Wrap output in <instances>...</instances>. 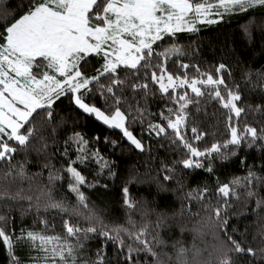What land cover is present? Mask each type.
<instances>
[{
  "label": "snow or ice",
  "instance_id": "snow-or-ice-1",
  "mask_svg": "<svg viewBox=\"0 0 264 264\" xmlns=\"http://www.w3.org/2000/svg\"><path fill=\"white\" fill-rule=\"evenodd\" d=\"M234 15L246 18L242 46L202 67L181 34ZM258 56L264 0H19L0 13L5 264H264ZM132 153L143 165L121 168ZM228 163L242 175L221 180ZM91 189L117 192L116 219ZM172 197L199 205L190 246L163 235L172 225L158 201ZM17 209L33 226L15 227ZM249 214L254 233L233 223Z\"/></svg>",
  "mask_w": 264,
  "mask_h": 264
},
{
  "label": "trees",
  "instance_id": "trees-1",
  "mask_svg": "<svg viewBox=\"0 0 264 264\" xmlns=\"http://www.w3.org/2000/svg\"><path fill=\"white\" fill-rule=\"evenodd\" d=\"M19 0H0V13H3L8 10H13L17 8ZM245 17L241 15H234L231 17H225L224 21L217 25L206 26L203 27L201 32L198 35L190 36V34L183 33L181 34L182 39L180 40L181 44L185 46H190L191 49H199L195 53L196 59L200 62L201 66H207L209 64H214L216 59H218L221 55V50L225 48L226 45H231L233 41H236L237 47H241L240 41V30H241V23L245 21ZM257 23H259V16L256 17ZM249 55L252 54L255 50H247ZM188 59V57H185ZM257 62H264V57H257ZM68 109L65 108L64 112H67ZM90 130H95L100 128L101 126L96 123H90L88 125ZM104 133L116 136V133H109L107 130H104ZM118 138V137H117ZM103 147V145H101ZM20 159V157H17ZM145 157L138 158L135 153H132L128 158L124 161L120 162L121 168L129 167L133 164L139 163L143 165ZM3 164H0V168H3ZM31 167V165H30ZM32 171H36L34 167L31 168ZM140 171H144V168L141 167ZM221 180L230 179L233 175H242L240 171V167L238 163H228L224 167L218 169V173ZM203 180H207V174H203ZM188 183H195L194 180L188 181ZM133 191L135 192L136 189L134 188ZM90 199L95 202L97 205L101 206L102 208L108 210H116L115 213H112L110 218L116 219L117 216L120 214V206L118 203V194L116 191H104L102 189H91L88 192ZM147 195V193H145ZM160 204L161 210L167 213L170 216L169 224L172 225L171 228L166 229L163 233L166 239H183L184 241L188 242L189 246L193 239L194 233L190 231L191 229L198 226V221H200V216L195 215V213L199 210V205L193 204L191 211L187 208H181V201L175 197L160 200L158 201ZM3 208V205H0V209ZM237 211H240V206L237 204ZM175 214L174 216L172 214ZM182 213V214H181ZM17 216V223L15 225L16 228L21 227V225L33 226V220L31 217H26L23 219L19 218V209L15 212ZM203 215V214H201ZM153 219H155L153 217ZM257 217L254 215H248L247 218L236 217L233 220V223H239L240 227L243 229L245 226L249 228L250 232H255L257 228ZM179 225V227L177 226ZM36 228L40 226L37 224L35 225ZM57 228H59V219L57 218ZM181 228L184 229L183 233L181 234ZM204 241L207 244L212 243L211 235H207L204 237ZM91 246L94 248L99 245V240H93L90 242ZM200 244V241H197ZM201 246H204L201 244ZM113 249L109 247L108 253L111 256ZM0 264H5V253L3 250H0Z\"/></svg>",
  "mask_w": 264,
  "mask_h": 264
}]
</instances>
